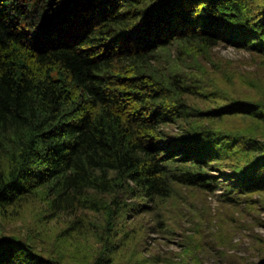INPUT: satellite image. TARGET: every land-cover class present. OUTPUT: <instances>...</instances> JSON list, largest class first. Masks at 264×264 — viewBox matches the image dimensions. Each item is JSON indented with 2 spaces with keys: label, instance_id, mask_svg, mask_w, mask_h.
I'll use <instances>...</instances> for the list:
<instances>
[{
  "label": "trees",
  "instance_id": "trees-1",
  "mask_svg": "<svg viewBox=\"0 0 264 264\" xmlns=\"http://www.w3.org/2000/svg\"><path fill=\"white\" fill-rule=\"evenodd\" d=\"M217 192L264 196V0H0V219L68 217L56 249L0 232V264L153 263L144 217ZM182 237L169 264H205Z\"/></svg>",
  "mask_w": 264,
  "mask_h": 264
},
{
  "label": "rangeland",
  "instance_id": "rangeland-1",
  "mask_svg": "<svg viewBox=\"0 0 264 264\" xmlns=\"http://www.w3.org/2000/svg\"><path fill=\"white\" fill-rule=\"evenodd\" d=\"M214 53L218 59L233 62L243 73L255 69L246 64L249 55L244 51L220 46ZM218 194L188 197L177 214L178 221L174 217L171 223L170 232L173 233L158 231L151 218L145 216L142 252L144 256L159 260L148 264L179 262L182 236L185 235L195 236L202 241L204 248L200 257L205 264H264V248L260 247L264 241H259L264 240V196L255 195L250 203L235 208L222 205ZM66 220L68 217L48 220L43 218L40 208L27 205L13 210L9 219H0V232L24 238L35 237L43 242L47 250L56 249ZM65 242L61 244L63 251L72 256L66 262L79 263L84 250L77 255L75 243Z\"/></svg>",
  "mask_w": 264,
  "mask_h": 264
}]
</instances>
